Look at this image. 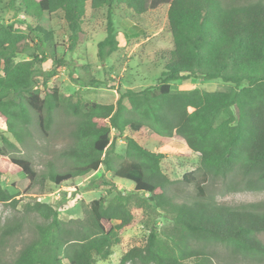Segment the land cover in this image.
I'll use <instances>...</instances> for the list:
<instances>
[{
    "label": "trees",
    "instance_id": "trees-1",
    "mask_svg": "<svg viewBox=\"0 0 264 264\" xmlns=\"http://www.w3.org/2000/svg\"><path fill=\"white\" fill-rule=\"evenodd\" d=\"M227 1L237 4L169 0L166 21L172 49L162 53L157 85L141 92L111 86L118 94L115 105L90 103L85 111L77 104L70 106L78 121L71 132L75 145L65 155L75 165L62 173L50 170L46 178L60 185L104 166L115 178L130 181L133 192L118 191L109 201H91L82 230L66 229L52 206L35 202L30 209L48 222L34 227V238L11 264H96L107 260L121 236L138 223L147 229L146 242L127 251L119 264H215L212 246H224L234 256L264 264V242L258 239L264 233V203L220 205L206 198L203 187L212 178L228 191L264 192V0ZM87 4L91 11L106 12L105 36L96 46L97 59L105 62L119 45L115 8L122 6L139 17L147 13V0L11 1L16 13L30 20L60 13L71 50L85 35ZM31 31L43 37L42 46L52 41L43 28ZM25 39L13 25L0 23V120L17 143L21 134L15 126L30 124V111L44 131L61 101L56 88L43 98L36 90V65L41 62L37 56L15 61ZM191 79L220 81L231 89L171 92L172 83ZM144 128L157 144L178 141L198 157L199 176L191 171L182 177L187 185L193 184L198 199L178 201L171 193L176 181L161 168L164 154L148 151L131 137L143 136ZM126 131L130 137L124 136ZM117 138L126 141V150L124 159L114 166L108 155L114 152ZM0 141V177L22 174L29 188L38 176L32 163L8 157L6 147L16 146L4 136ZM7 157L6 168L2 159ZM100 186L116 187L106 180ZM0 203L15 208L18 200L0 186ZM160 212L172 221V233L158 231L155 218ZM20 230L21 224L7 226L1 235L11 237Z\"/></svg>",
    "mask_w": 264,
    "mask_h": 264
},
{
    "label": "rangeland",
    "instance_id": "rangeland-1",
    "mask_svg": "<svg viewBox=\"0 0 264 264\" xmlns=\"http://www.w3.org/2000/svg\"><path fill=\"white\" fill-rule=\"evenodd\" d=\"M11 1L0 0V23L13 25L16 32L26 37L20 45L21 55H18L15 61H25L34 55L37 56L41 62L36 65L39 72L36 90L43 98L56 88L61 101L46 130L39 128L36 114L32 111L30 124L26 127L20 124L15 126L16 131L21 134L20 143L8 133L7 126L0 120V136L8 138L16 146L13 150L6 147L8 157L29 160L38 175L35 183L29 188L28 181L22 174L0 177V186L15 195L18 200L15 208L0 203V264H11L19 251L34 238V227L48 222L30 209L35 202L52 206L58 213L59 222L66 229L82 230V224L88 219L91 201L100 198L109 201L118 191L129 194L133 192L134 186L130 181L115 178L112 173L105 171L104 166L96 172L76 177L60 185H55L46 176L50 170L62 173L75 165V161L65 155V151L75 145L71 132L78 121V118L71 114L70 106L77 104L81 111H85L86 105L90 103L115 105L118 94L110 89L111 86L120 85L122 92L127 89L141 92L154 88L163 70L162 53L172 49V39L166 21L169 0H147V13L139 17L126 8L117 6L113 22L119 42L118 50L105 62H100L96 56L97 43L105 36V9L91 11L87 4L82 25L85 35L82 42L71 50L67 29L60 13L43 15L40 21L30 20L16 13ZM224 1L230 5L237 4ZM29 26L32 30L35 27L43 28L51 34L52 41L44 46L40 45L43 37L37 32H32ZM56 61L62 64L58 65ZM52 71H55L53 76L50 75ZM230 89L231 86L220 81L200 79L171 84L172 93L192 90L225 92ZM124 104L130 108L126 99ZM124 136L130 137L129 132L126 131ZM143 136L133 134L131 137L148 151L164 154L161 168L172 181H176L171 187V193L176 195L177 200L198 199L193 184L187 185L182 180L183 175L191 171L199 176L198 157L178 141L165 145L157 144L147 128H144ZM125 150L126 141L117 138L114 152L108 155V160L117 166L124 159ZM8 157L2 159L6 168ZM103 180L113 183L115 189L101 187ZM203 187L206 198L220 205L236 207L264 203L263 191H228L219 179L210 178ZM155 222L161 234L172 233L173 223L164 213L160 212ZM16 224H21L20 232L3 238L1 234L4 228ZM147 234L144 225H134L112 248V255L105 261L97 260L96 264H119L127 251L145 244ZM258 239L264 242V233L258 234ZM210 249L213 251L215 264H262L252 258L245 260L234 256L224 246H212ZM134 264L141 263L135 261Z\"/></svg>",
    "mask_w": 264,
    "mask_h": 264
}]
</instances>
